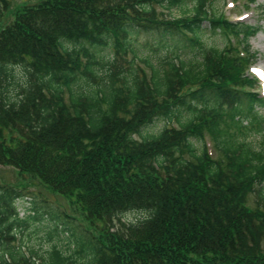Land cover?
<instances>
[{"label": "trees", "instance_id": "obj_1", "mask_svg": "<svg viewBox=\"0 0 264 264\" xmlns=\"http://www.w3.org/2000/svg\"><path fill=\"white\" fill-rule=\"evenodd\" d=\"M11 1L0 165L75 204L86 227L66 247H27L19 228L36 216L20 220V191L0 186V264H264V98L248 43L260 28L218 0ZM142 34L155 36L145 56Z\"/></svg>", "mask_w": 264, "mask_h": 264}, {"label": "rangeland", "instance_id": "obj_2", "mask_svg": "<svg viewBox=\"0 0 264 264\" xmlns=\"http://www.w3.org/2000/svg\"><path fill=\"white\" fill-rule=\"evenodd\" d=\"M13 3V5H12ZM19 3H29L27 0H13L10 5L14 6ZM33 3V2H31ZM218 8L225 18L232 22H242L248 25L257 26L260 31L251 37L248 41L252 52L257 53V59L255 65L249 71L260 81V89L258 90L260 95L264 93V0H256V3L246 7L245 0H218ZM20 5V4H19ZM12 8V7H11ZM12 21L10 14H5L0 17V28L4 27ZM155 36L142 34L139 37L140 47H145L144 50H140V55H147V46L145 43H151L154 41ZM204 39L208 43L215 42L218 46L222 45L218 35H214L211 32H206ZM144 45V46H143ZM258 70L261 72L260 75ZM260 113L264 116V110ZM163 125L162 121L154 122L147 130L157 131ZM209 148L210 144L208 145ZM0 186L13 187L20 191L22 195L20 199L15 200L16 212L18 218L24 219L29 214L36 216V220L32 222V225L26 226V228H19L22 232L18 234L20 240L30 248H43L46 249L51 244L66 247L68 241L66 233L70 236V241L73 244L75 239L80 236L79 228L86 227V222L83 216H80V211L75 204L71 203L57 194L48 191L43 185L36 179H30L25 177L24 180L19 176L13 168L0 165ZM63 216L74 218L73 224H70V220H65ZM57 218V219H56ZM54 223H57L59 228L63 229V234L58 236H52L50 241L47 239V231L52 227ZM77 225H79L77 227ZM68 231V232H67Z\"/></svg>", "mask_w": 264, "mask_h": 264}, {"label": "bare ground", "instance_id": "obj_3", "mask_svg": "<svg viewBox=\"0 0 264 264\" xmlns=\"http://www.w3.org/2000/svg\"><path fill=\"white\" fill-rule=\"evenodd\" d=\"M258 73H261V72L258 70Z\"/></svg>", "mask_w": 264, "mask_h": 264}]
</instances>
